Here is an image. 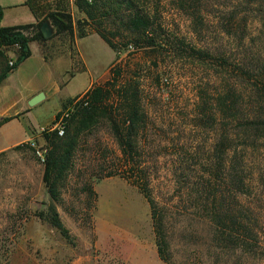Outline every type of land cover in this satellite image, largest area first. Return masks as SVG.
Listing matches in <instances>:
<instances>
[{
	"label": "trees",
	"instance_id": "1",
	"mask_svg": "<svg viewBox=\"0 0 264 264\" xmlns=\"http://www.w3.org/2000/svg\"><path fill=\"white\" fill-rule=\"evenodd\" d=\"M26 5L36 16L37 24L2 27L4 9L0 6V87L32 56V42L48 41L42 32L47 21L56 28L57 35H74L78 31L83 39L96 34L117 54L126 53L124 59L154 54V66L159 71V63H166V70L154 74L146 64L141 72L152 74V93L156 91L157 98H164L168 91L173 94L175 74L186 62L207 74L199 80L195 114L203 129L214 136L201 166L206 172L197 170L198 181L192 182L190 171L180 168L176 171L178 184L188 188L182 190L186 198L200 202L196 208L202 206V217L214 226L223 245L259 248L260 217L252 205H257L259 194L248 161L254 152H264V0H28ZM73 6L82 16L77 21ZM217 6V17H205L206 9ZM170 11L188 17L193 32L200 37L198 42L181 34V25L171 21ZM11 49H15L16 57L13 66L7 55ZM122 61L118 55L109 81L94 85L83 96L65 103L64 109L80 100L63 137L57 132L45 134L43 181L51 203L47 212L35 216L73 243L58 210L62 189L74 171L81 136L105 122L123 153L124 177L149 201L158 254L164 262L173 264L165 209L158 206L153 193L151 197L149 179L135 155L139 141L134 139L146 125L145 83L150 80L143 74H139L141 82H136V78L124 80L127 74ZM212 86L218 89L211 95L208 88ZM12 120L4 119L0 127ZM116 175L122 174L113 170L105 177ZM86 190L95 195L92 187ZM242 196L253 202L242 203Z\"/></svg>",
	"mask_w": 264,
	"mask_h": 264
},
{
	"label": "rangeland",
	"instance_id": "2",
	"mask_svg": "<svg viewBox=\"0 0 264 264\" xmlns=\"http://www.w3.org/2000/svg\"><path fill=\"white\" fill-rule=\"evenodd\" d=\"M219 12L217 6L206 9L204 15L217 17ZM73 13L76 21L82 18L74 6ZM169 17L181 25V34L195 43L199 41L187 16L170 11ZM51 28L53 36L40 44L46 59L67 63L69 76H73L85 69L83 55L95 85L111 79L110 69L118 55L127 74L124 80L136 78V82H141L139 74L152 79V74L141 72L147 65L154 74H162L167 68L166 63L160 62L157 70L154 54L124 59L126 53L117 54L98 36L82 40L78 31L74 35H57L56 28L52 25ZM14 53L15 49H11L7 55L15 62ZM180 67L174 77L173 94L168 91L164 98H157L156 91L152 93V80L145 83L146 125L134 139L139 141L136 161L149 179L151 197L153 193L158 206L165 209L173 264H264L263 150L248 155L252 157L249 168L255 173L253 179L259 194L257 205L252 204L260 217L259 248L248 250L223 245L215 235L214 226L202 217V206L196 208L199 201L186 198L182 190L188 188L178 184L176 171L180 168L190 171L192 182L198 181L197 170L206 172L201 166L214 137L195 117L199 80L207 74L190 67L188 62ZM89 81L88 74H76L61 97L79 95L87 89ZM217 89L208 88L211 95ZM59 105L56 96L32 107L36 128L30 127L26 136L18 121L0 127V264H168L158 254L149 201L124 177L123 153L105 122L81 136L74 171L62 189L58 210L73 243L35 216L47 212L51 203L43 181L44 163L37 155V150L46 149L47 142L38 127L52 122L65 110V103L61 108ZM58 109L60 112L52 119ZM113 170L122 175L106 178ZM90 187L95 195L86 190ZM241 202L248 205L253 201L242 196Z\"/></svg>",
	"mask_w": 264,
	"mask_h": 264
},
{
	"label": "crops",
	"instance_id": "3",
	"mask_svg": "<svg viewBox=\"0 0 264 264\" xmlns=\"http://www.w3.org/2000/svg\"><path fill=\"white\" fill-rule=\"evenodd\" d=\"M27 1L28 0H0V6L4 9L2 27L38 23L36 16L26 5ZM94 36L98 35H89L82 40ZM30 49L32 56L12 72L0 87V121L13 118L12 121L5 123L4 126L18 121L20 126L24 128L25 136L29 134L30 127L36 128L35 123H37V121L32 116L33 108L29 105V102L34 97L41 93H45L46 99L44 101H46L58 96L59 106L61 108L64 103L83 96L95 85L92 73L88 68L89 63L80 51L85 69L81 73L74 74H88L90 79L89 85L84 92L77 96L61 97L63 89L70 83L75 75L69 76L71 73L67 63H54L46 59L41 51L40 43L32 42L30 44ZM60 110L61 109H58L56 111L52 119Z\"/></svg>",
	"mask_w": 264,
	"mask_h": 264
},
{
	"label": "built area",
	"instance_id": "4",
	"mask_svg": "<svg viewBox=\"0 0 264 264\" xmlns=\"http://www.w3.org/2000/svg\"><path fill=\"white\" fill-rule=\"evenodd\" d=\"M14 58H16V57L14 56ZM10 65L11 66L14 65L13 60H11ZM79 102H80V100L74 101L72 104L69 105L68 108L61 111V113H59L52 122L47 123L46 125L39 127L38 132L41 134H52L54 132H57V134L60 137H63L66 133L69 120H70L73 112L75 111V108L79 104ZM46 153H47L46 149L37 150V155H38V157L42 163H45V161H46Z\"/></svg>",
	"mask_w": 264,
	"mask_h": 264
},
{
	"label": "water",
	"instance_id": "5",
	"mask_svg": "<svg viewBox=\"0 0 264 264\" xmlns=\"http://www.w3.org/2000/svg\"><path fill=\"white\" fill-rule=\"evenodd\" d=\"M42 32H43V35H44L45 39H47V40L50 39L53 36V30L51 28V24L48 21L43 24ZM45 99H46L45 93H41V94L37 95L36 97H34L29 102V105L31 107H35L36 105H38L39 103H41Z\"/></svg>",
	"mask_w": 264,
	"mask_h": 264
}]
</instances>
